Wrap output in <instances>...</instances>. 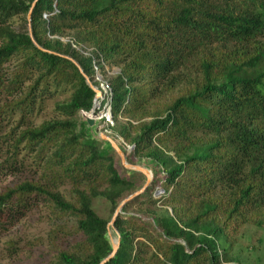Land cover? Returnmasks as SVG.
Instances as JSON below:
<instances>
[{
	"label": "trees",
	"instance_id": "trees-1",
	"mask_svg": "<svg viewBox=\"0 0 264 264\" xmlns=\"http://www.w3.org/2000/svg\"><path fill=\"white\" fill-rule=\"evenodd\" d=\"M34 1L0 0V89L4 64L19 55L4 89L19 90L33 79L9 105L30 110L52 88L70 95L55 106L63 119L4 141L12 168L25 152L41 173L39 181L0 193V232L43 204L74 221L57 229L77 239L56 264H99L111 252V216H97L93 200H105L112 215L133 185L84 138L87 124L77 115L91 111L95 92L66 56L92 86L96 70L118 69L102 107L132 155L161 174L160 197L136 199L159 231L118 216L110 230L119 245L106 264H243L230 255L231 236L244 224L264 231V0H36L32 37L51 53L36 48L27 30L11 28L20 15L27 25ZM191 67L195 75L181 86ZM64 184L68 196L58 189Z\"/></svg>",
	"mask_w": 264,
	"mask_h": 264
},
{
	"label": "rangeland",
	"instance_id": "rangeland-1",
	"mask_svg": "<svg viewBox=\"0 0 264 264\" xmlns=\"http://www.w3.org/2000/svg\"><path fill=\"white\" fill-rule=\"evenodd\" d=\"M11 28L16 32L26 31L27 25L24 23V17L21 15L14 17L11 22ZM61 40L66 43L69 41V38L65 37ZM88 52H90V49H87L86 54ZM19 63V55H15L2 68L1 82L3 88L0 89V110H2L0 114V193L4 189L14 187L24 181H39L41 173L38 168L34 167L33 162H31L25 152H22L21 156L18 157L17 166L14 165L15 167L12 168L9 159L10 153L7 148L8 144L4 141L12 139L27 127H38L45 121L63 119L64 117L59 114L55 106L64 102L70 95V91L67 88H59L57 90H53L52 88L41 99L37 98L30 110L23 108L24 110L20 111L14 108L12 104L9 105L12 101H17L26 92L27 87H29L33 79V75H31L29 80L23 82L19 90L7 92L4 89V87H9V81L17 72ZM117 71L118 69L115 67H105V75H102L99 70H96L98 76L95 75L93 81L96 83V86H93L95 88L94 101H97V98L100 101L101 99H105L106 95L105 92H102V89L106 90L107 93L108 79L110 76L116 74ZM193 75H195V70L192 67L185 70L183 74L184 81H182L181 86H186ZM178 88L170 92V96H174ZM97 93L101 95L98 97ZM168 98L169 94L166 93L162 97V102L168 100ZM102 103L103 101H101ZM96 107L97 102L94 108ZM93 110L91 109V112ZM104 112L111 113L109 110H104L99 111V113H92V116L89 115V119L93 120V126L85 127L83 132L84 138H90L95 141L105 155L113 158L115 167L121 178L132 183V190L127 192L123 199L139 190L144 185L146 177L140 172L123 167L117 153L107 142L99 138V134L113 139L124 154L125 161L128 165L143 167L150 172V183L143 194L147 193V196L148 194H152L154 199H158L163 193L159 186L161 174H158V168L149 160L138 159L132 155L133 147L128 145L117 133L112 131L115 127L114 120V126L109 128L103 126L101 120L95 121L93 116L99 117ZM77 118L80 124L85 122L87 117L82 112H79ZM144 120L148 121L149 119ZM120 121L124 122L125 120L120 119ZM70 188L66 184L58 187L66 196H68ZM143 194L139 195V197ZM136 199L126 203V210L122 209V214L119 216L125 220L136 221V223H146L149 231H156L157 228L153 223V218L143 216L144 214L138 211L137 203L139 201H136ZM157 206L160 205L157 204ZM93 209L97 216L103 219H109L113 215H110L108 203L102 198L93 200ZM148 222H150V225H148ZM73 224L74 221L72 219L60 216L55 217L46 205H38L7 231L0 232V264H56L58 254L61 251H72V247L77 239V237L75 238V236L66 232L67 229L61 232H57V229L61 226L70 227ZM110 233L111 237L116 240L115 230L111 229ZM157 233L155 234L156 236ZM230 241V255L238 256L243 261V264H264V231L262 229L257 228L255 225L244 224L236 234L231 236Z\"/></svg>",
	"mask_w": 264,
	"mask_h": 264
},
{
	"label": "water",
	"instance_id": "water-1",
	"mask_svg": "<svg viewBox=\"0 0 264 264\" xmlns=\"http://www.w3.org/2000/svg\"><path fill=\"white\" fill-rule=\"evenodd\" d=\"M36 5V0L32 3L30 9H29V12L27 14V17H26V20H27V32H28V36L30 37L33 45L42 50L43 52H47L45 50H43L41 47H39L37 45V43L34 41L33 37H32V33H31V28H30V14H31V11L32 9L34 8V6ZM47 53H51V52H47ZM57 55V54H56ZM62 58H65V59H68L69 61H71L75 66L76 68L79 70V72L82 74V76L84 77L85 79V82L86 84L93 90L95 91V88H93L89 78L82 72L81 68L79 67V65L74 61L72 60L71 58H68L66 56H61ZM96 75L98 76V74L96 73ZM98 92V91H96ZM99 93H97V96H98ZM96 101H94V104H95ZM90 113V112H89ZM85 122L87 124L88 127H92L93 126V120L92 119H89V118H86L85 119ZM99 138L105 142H107L110 147L117 153V155L119 156L120 158V162L122 164L123 167L125 168H128V169H132V170H135L137 172H140L142 173L143 175H145L146 177V181L144 183V185L137 191L133 192L132 194H130L129 196L125 197L124 199H122L119 204L117 205V207L115 208L114 212H113V215L110 219V221L107 223V237H108V240H109V243L111 245V252L110 254L105 258L103 259L99 264H106L108 261H110L114 255L116 254V251H117V248H118V245H119V239L117 238L116 240H114L112 237H111V233H110V228H113L114 226V222L116 220V218L122 214V209L124 207V205L126 203H129L130 201L136 199L137 197H139V195L143 194L144 191L147 189L149 183H150V172L143 168V167H139V166H130L126 163L125 161V156L124 154L122 153V151L119 149V147L117 146V144L113 141V139H111L110 137H107L103 134H99Z\"/></svg>",
	"mask_w": 264,
	"mask_h": 264
},
{
	"label": "built area",
	"instance_id": "built-area-1",
	"mask_svg": "<svg viewBox=\"0 0 264 264\" xmlns=\"http://www.w3.org/2000/svg\"><path fill=\"white\" fill-rule=\"evenodd\" d=\"M107 89H108V91H107V93H106V90H104V89H102V92H105V99L104 100H102L101 99V101H107V103L109 102V100H110V94H109V88H108V85H107ZM101 95V94H100ZM99 94H98V97L100 96ZM101 101H100V99L99 98H97V107L96 108H94V106H95V104H96V102H95V104H93V108H92V112L90 111V113H84V112H82L83 113V115H85L87 118H89L90 116H92V113H95V112H98L99 113V111H104V110H109L110 111V109L106 106V105H104V107H102V104H101ZM111 112V111H110ZM90 115V116H89ZM93 118L95 119V121H98V120H101L102 121V123H103V126H106V127H112V126H114V122H113V118H112V115H111V113H102V114H100V116L99 117H97V116H93Z\"/></svg>",
	"mask_w": 264,
	"mask_h": 264
}]
</instances>
